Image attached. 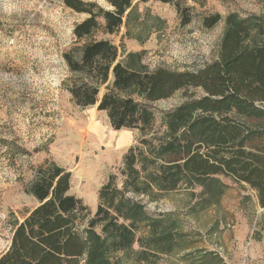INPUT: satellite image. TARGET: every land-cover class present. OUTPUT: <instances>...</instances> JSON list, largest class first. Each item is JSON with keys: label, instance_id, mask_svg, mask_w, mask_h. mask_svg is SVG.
<instances>
[{"label": "trees", "instance_id": "trees-1", "mask_svg": "<svg viewBox=\"0 0 264 264\" xmlns=\"http://www.w3.org/2000/svg\"><path fill=\"white\" fill-rule=\"evenodd\" d=\"M59 1L85 15L62 54L65 90L78 107L106 114L114 131H136L138 137L98 190L93 215L70 194L69 172L50 159L35 166L24 193L36 206L21 221L12 219L0 264H122L121 254L152 263L174 253L185 234L171 215L149 216L142 199L183 190L191 212L205 211L221 204L226 179L255 193V207L264 209V12L227 14L217 58L192 71H171L152 68L147 51H129L124 42L142 46L164 30L166 21L144 8L148 2L172 6L188 26L195 5L203 8L205 0H103V6ZM221 19L206 15L202 26L211 29ZM122 28L120 44L113 45L106 37ZM191 89L202 96L160 114L154 109ZM5 143L8 157L13 151L29 154L13 141ZM136 244L141 251L134 253ZM183 257L223 264L218 253L201 249Z\"/></svg>", "mask_w": 264, "mask_h": 264}, {"label": "rangeland", "instance_id": "rangeland-1", "mask_svg": "<svg viewBox=\"0 0 264 264\" xmlns=\"http://www.w3.org/2000/svg\"><path fill=\"white\" fill-rule=\"evenodd\" d=\"M85 1L104 5L103 0ZM144 8L165 20V28L142 46L125 41V48L147 51L146 62L152 68L192 71L217 58L227 14L260 15L264 0H205L203 8L195 5L188 26L181 24L170 5L150 1ZM213 13L221 22L204 29L202 18ZM84 18L59 0H0V253L8 246L12 219L21 221L36 206L24 193L35 166L50 159L69 172L70 194L93 215L98 190L117 173L138 137L136 131H114L106 114L96 107H78L65 90L68 71L62 54L73 42V27ZM123 33L122 28L106 38L118 46ZM201 94L197 89L186 95L180 91L153 107L160 114ZM11 141L29 154L13 151L8 157L5 142ZM224 183L229 188L221 204L196 213L188 209L193 203L183 190L165 193L156 201L143 198L149 216L171 215L185 238L174 253L160 255L152 263L121 254L122 264H195L183 256L200 249L218 253L223 264H264V209L255 207L248 190L228 179ZM132 251L141 250L136 244Z\"/></svg>", "mask_w": 264, "mask_h": 264}, {"label": "crops", "instance_id": "crops-1", "mask_svg": "<svg viewBox=\"0 0 264 264\" xmlns=\"http://www.w3.org/2000/svg\"><path fill=\"white\" fill-rule=\"evenodd\" d=\"M249 192H251L253 194V196L255 195V193H253L252 191H249ZM259 209H261V208H259Z\"/></svg>", "mask_w": 264, "mask_h": 264}, {"label": "bare ground", "instance_id": "bare-ground-1", "mask_svg": "<svg viewBox=\"0 0 264 264\" xmlns=\"http://www.w3.org/2000/svg\"><path fill=\"white\" fill-rule=\"evenodd\" d=\"M117 144L120 146V141L119 142H117ZM116 150V149H115Z\"/></svg>", "mask_w": 264, "mask_h": 264}]
</instances>
